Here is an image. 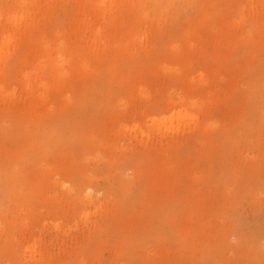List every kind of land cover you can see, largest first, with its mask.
I'll list each match as a JSON object with an SVG mask.
<instances>
[{"label": "rangeland", "instance_id": "1", "mask_svg": "<svg viewBox=\"0 0 264 264\" xmlns=\"http://www.w3.org/2000/svg\"><path fill=\"white\" fill-rule=\"evenodd\" d=\"M17 1L0 264H264V0Z\"/></svg>", "mask_w": 264, "mask_h": 264}, {"label": "bare ground", "instance_id": "2", "mask_svg": "<svg viewBox=\"0 0 264 264\" xmlns=\"http://www.w3.org/2000/svg\"><path fill=\"white\" fill-rule=\"evenodd\" d=\"M19 1H20V0H18L17 3H18ZM23 1H24V0H23ZM27 1H28V0H26L25 2L27 3ZM31 1H33V0H30L29 2H31ZM34 1H35V0H34ZM38 1H39V0H38ZM38 1H37V2L35 1V2H36V5H39V6H40V4H38L40 1H39V2H38ZM44 1H45V0H44ZM76 1H78V0H76ZM114 1H115V0H96V4H95V2H94V4L97 5V9H98L97 11H103L102 13L104 14L105 11L108 10L107 7H109V6L111 5V3H112V4H113V3L115 4ZM125 1H126V0H125ZM131 1H133V0H131ZM25 2H23V3H25ZM35 2H32V4L35 3ZM50 2H51V0L48 2V4H49ZM78 2H79V1H78ZM81 2H82V1H81ZM118 2L120 3L121 1H118ZM123 2H124V1H123ZM129 2H130V1H129ZM133 2H134V1H133ZM195 2H196V1H195ZM20 3L22 4V2H20ZM26 3H25V4H26ZM42 3H43V2H42ZM42 3H41V4H42ZM45 3H47V2H45ZM45 3H44V4H45ZM121 3H122V2H121ZM124 3H125V2H124ZM25 4H24V5H25ZM30 4H31V3H30ZM32 4H31V5H32ZM44 4H42V5H44ZM15 5H16L15 7L17 8V7H18V6H17L18 4H15ZM24 5H23V6H24ZM26 5H27V4H26ZM26 5H25V6H26ZM31 5H29V7H30ZM42 5H41V6H42ZM46 5H47V4H45V6H46ZM116 5L118 6V4H116ZM33 6H34V4H33ZM33 6H32V7H33ZM39 6H38V7H39ZM45 6H44V7H45ZM114 6H115V5H114ZM122 6H123V4H122ZM21 7H22V5H21ZM42 7H43V6H42ZM42 7H40V10H41ZM44 7H43V8H44ZM112 7H113V6H112ZM25 8H26V7H25ZM33 8H35V6H34ZM33 8H32V9H33ZM110 8H111V6H110ZM118 8H119V6H118ZM14 9H15V8H14ZM29 9H30V8H29ZM29 9L27 8V11H26V12H28ZM115 9H116V6H115V8L113 9V11H112V10H111V11L114 12ZM18 10H19V9H18ZM33 10H35V9H33ZM38 10H39V8H38ZM45 10H46V8H45ZM109 10H110V9H109ZM117 10H119V9H117ZM14 11L17 13L16 10H14ZM20 11H21V10H20ZM111 11H109V12H111ZM10 12H11V11H10ZM10 12H8V13L6 12V13L9 14ZM12 12H13V11H12ZM15 12H14V13H15ZM21 12H22V11H21ZM21 12H20V13H21ZM26 12H25V14H26ZM29 12H30V10H29ZM36 12H37V14H39L38 11H36ZM41 12H42V11H41ZM41 12H40V13H41ZM94 12L96 13L95 10H94ZM112 12H111V13H112ZM14 13H12V14H14ZM16 13H15V14H16ZM20 13H18V14H20ZM31 13H32V11H31ZM31 13H29V14H30V16H31V18H32ZM97 13H100V12H97ZM111 13H110V14H111ZM116 13H117V12H116ZM116 13H115V14H116ZM7 14H6V15H7ZM12 14L6 16L7 18H8L9 16H11V18L9 19V21H12V20H13L11 25H13V23H14V25H16L15 23H17V22H21V19H20L21 16L19 17V15L16 16V15H12ZM23 14H24V12L22 13V16H23L22 18H26V17H27V16H26L27 14H26V15H23ZM34 14H35V13L33 12V16H34ZM107 14H108V12H107ZM107 14H106L105 17H109V18H110V16H107ZM112 14H114V13H112ZM115 14H114V15H115ZM119 14H120V11L117 13V16H119ZM1 15H2V14H1ZM25 16H26V17H25ZM36 16H37V15H35V17H36ZM97 16H98V15H97ZM0 17H1V16H0ZM37 17H38V16H37ZM111 17H112V16H111ZM101 18H102V14H101ZM103 18H104V17H103ZM112 18H113V17H112ZM112 18H111V19H112ZM202 18H204V17H202ZM11 19H12V20H11ZM113 19H114V18H113ZM22 20H23V19H22ZM106 20H107V18H106ZM106 20H105V21H106ZM5 21H6V20H5ZM27 21H28V20H27ZM29 21H30V20H29ZM105 21H104V26H103V24L101 23V21L99 22V23H101V24H99V25H102L103 27H106V26H105ZM115 22H116V21H115ZM115 22H114V24H115ZM6 23H7V22H6ZM9 23H10V22H9ZM23 23H24V22H23ZM86 23H88V25H90L92 22H86ZM89 23H90V24H89ZM19 24H20V25H25V26H26V24H28V23H26V24H21V23H19ZM29 24H30V22H29ZM110 24L113 25V22H112V23L110 22ZM110 24L108 23V25H110ZM5 25H6V24H5ZM112 25H111V26H112ZM7 26H9V25H7ZM10 27H11V26H10ZM10 27H8V28H10ZM16 27H17V26H16ZM18 27H20V26L18 25ZM26 27H27V26H26ZM96 27H100V26H98V23H97ZM13 28H14V27H13ZM2 29H3V28H2ZM2 29H1V30H2ZM16 29H17V28H16ZM20 29H21V28H20ZM94 29H95V28H94ZM94 29H93V31H94ZM102 29H103V28H102ZM5 30H6V29L4 28V31H5ZM10 30H11V29H10ZM10 30H9V31H10ZM24 30H25V27H24ZM96 30H97V31H96ZM96 30H95V31H96L95 34H97V33L100 34V28H99V29L97 28ZM7 31H8V30H7ZM19 31H20V30H19ZM22 31H23V30H22ZM95 31H94V32H95ZM0 32H2V31H0ZM11 32H12V31H10V33H9L8 35L5 36L4 43H2V44L0 45V60H1V57H3L2 55L6 54L5 52H7V51H5V49L8 48V46L10 45V42L12 43V40H15L14 37H13V35H11V34H13V32H12V33H11ZM102 32H103V30H102ZM102 32H101V34L104 35L105 33H102ZM104 32H105V31H104ZM22 33H23V32H22ZM17 34H18V33H17ZM17 34H16V35H17ZM19 34H20V32H19ZM19 34H18V35H19ZM95 34H94V38L96 37ZM101 34L99 35V37L101 36ZM111 34H112V33H111ZM111 34H110V36H111ZM103 35H102V36H103ZM97 36H98V35H97ZM17 37H18V36H16L15 38H17ZM19 37H20V36H19ZM99 37H97V38H99ZM103 37H104V36H103ZM101 38H102V37H101ZM17 39H19V38H17ZM17 39H16V40H17ZM105 39H106V38H105ZM111 39H112L111 41H113V38H111ZM20 40H21V39H20ZM20 40H19V41H20ZM98 40H99V39H97L96 41H98ZM101 40H102V39H101ZM114 40H115V39H114ZM2 42H3V41H2ZM100 42H101V41H99V43H100ZM103 42H105V41L103 40ZM113 42H114V41H113ZM113 42H112V43H113ZM99 43H98V44H99ZM13 44H14V43H13ZM13 44H12V45H13ZM104 44H105V43H104ZM107 45H108V44H107ZM107 45H106V46H107ZM113 45H114V44H113ZM118 45H119V44H118ZM103 46H104V45H103ZM108 47H109V46H108ZM115 47H116V46H115ZM10 48H11V47H10ZM117 48H119V47H117ZM122 48H123V47H122ZM122 48L120 47L121 51H122ZM126 48H127V47H126ZM103 49H104V48H103ZM107 49H108V48H106V50H107ZM124 49H125V48H124ZM124 49H123V50H124ZM127 49H128V48H127ZM8 50H9V49H8ZM108 50H109V49H108ZM89 51H90V50H88V52H89ZM96 51H97V50H96ZM90 53L93 54L92 52H90ZM4 56H5V55H4ZM87 58H89V56H88ZM96 59H97V58H96ZM99 61H100V60H99ZM3 62H4V61H3ZM1 64H2V63H1ZM3 64H4V63H3ZM113 65H114V64H113ZM111 66H112V65H111ZM1 68H3V65H2ZM1 70H2V69H1ZM1 70H0V71H1ZM108 72H110V71H108ZM2 73H3V71H2ZM54 73H55V72H54ZM57 73H59V77H60V74L63 75L62 72H61V73H60V72H57ZM57 73H56V74H57ZM3 74H4V73H3ZM88 74H89V73H88ZM110 74H111V72H110ZM110 74H109V75H110ZM5 75H6V74H5ZM7 75H8V74H7ZM7 75H6V76H7ZM3 77H4V76H3ZM6 78H7V77H6ZM26 78H27V77H26ZM34 78H35V77H34ZM38 78H39V77H38ZM40 78H42V77H40ZM53 78H54V76H53ZM55 78H56V76H55ZM62 78H63V77H62ZM62 78H61V79H62ZM2 79H3V78H2ZM2 79H1V80H2ZM27 79H29V78H27ZM30 79H31V78H30ZM30 79H29V80H30ZM57 79H59V78H57ZM57 79H56V80H57ZM61 79H60V80H61ZM110 79H111V78H110ZM21 80H22V79H21ZM23 80H25V79H23ZM32 80H33V79H32ZM39 80H40V79H38V81H39ZM42 80H43V79H42ZM42 80H40L41 83L43 82V84H45V83H44V80H43V81H42ZM63 80H64V79H62V81H63ZM35 81H36V79L34 80V83H35ZM48 81H50V80H48ZM48 81H46V82L49 84L50 82H48ZM52 81H53V79H52ZM24 82H25V81H24ZM26 82H28V84H29V82L31 83V80H30V81L26 80ZM59 82H60V81H59ZM3 83H4V82H2V83H0V84L2 85ZM38 83H39V82H38ZM38 83H37V84H38ZM41 83H40V85H41ZM25 84H26V83H25ZM28 84H27V85H28ZM60 84H62V83L60 82ZM4 86H5V85L3 84L2 87H0V91H1V89H2ZM29 86H30V85H29ZM43 86H44V85H43ZM45 86H47V85H45ZM60 86H61V85H60ZM5 87H6V86H5ZM27 87H28V86H27ZM30 87H31V86H30ZM30 87H29V89H30ZM32 87H33V85H32ZM61 87H62V86H61ZM24 88H25V86H24ZM52 88H53V86H52ZM55 88H56V87H55ZM57 88H58V87H57ZM6 89H7V88H6ZM6 89H5V90H6ZM32 89H33V88H32ZM32 89H31V90H32ZM36 89H37V88H36ZM46 89H47V87H46ZM49 89H50V88H49ZM59 89L61 90V88H59ZM5 90H4V93L6 92L5 94L7 95V91H5ZM9 90H10V89H9ZM11 90H13V89H11ZM29 91H30V90H29ZM35 91H37V90H35ZM13 92H14V90H13ZM13 92H11V93H13ZM15 92H16V91H15ZM15 92H14V94H15ZM27 92H28V91H27ZM28 93L30 94V92H28ZM38 93H39V91H38ZM1 94H2V93H1ZM1 94H0V95H1ZM29 94H28V95H29ZM34 94H35V93H34ZM40 94H41V92H40ZM42 94H43V93H42ZM42 94H41V95H42ZM15 95H16V94H15ZM36 95H38V94H36ZM7 96H8V95H7ZM7 96H4V97H7ZM19 96H20V95H19ZM30 96H31V95H30ZM32 96H33V94H32ZM32 96H31V99H32ZM42 96H43V95H42ZM2 97H3V96H2ZM33 97H34V96H33ZM36 98H37V97H36ZM41 98H42V97H41ZM179 98H184V97H179ZM3 99H4V100H3ZM3 99L1 98V100L5 101V100L9 99V96L7 97V99H5V98H3ZM10 99H11V97H10ZM19 99H20V98H19ZM179 100H181V99H179ZM182 100H184V99H182ZM17 101H18V99H17ZM17 101H16V103H17ZM193 101H194V100H193ZM9 102H11V101H9ZM20 102H21V101H20ZM171 102H172V100H171ZM16 103H15V104H16ZM169 103H170V101H169ZM174 103H175V101H174ZM179 103H181V102H179ZM179 103H178V104H179ZM191 103H193V102L191 101L190 104H191ZM7 104H8V103H7ZM30 104H31V103H30ZM30 104H29V105H30ZM39 104H40V102H39ZM170 104H171V103H170ZM178 104H177V105H178ZM183 104H184V103H183ZM196 104H197V103H196ZM168 105H169V104H168ZM175 105H176V104H175ZM186 105H188L187 102H186ZM186 105H184V106H186ZM9 106H10V105H9ZM17 106H18V105H17ZM35 106H36V105H35ZM170 106H171V105H170ZM170 106H169V107H170ZM178 106H181V104H179ZM15 107H16V106H15ZM186 107H187V106H186ZM18 108H19V106H18ZM34 108H35V107H34ZM34 108H33V109H34ZM183 108H184V107H183ZM183 108H181L180 110L177 109V110H178L177 112H171L172 114L169 115V116H167V117L165 116L164 119L161 117V118L163 119V121H161V119H160V121L163 122L162 124H164V123L166 124L167 122H169V125H170V126H173V125H174V122H178V123H179V122H181L182 120H184L185 118H186V119H194V118L197 117V116H194L195 114H193V115H192L191 113L188 114L187 111H186L187 109H183ZM6 109H7V108H6ZM11 109H13V107H12ZM11 109H10V110H11ZM16 109H17V108H16ZM34 110H35V109H34ZM203 110H204V108H203ZM8 111H9V110H8ZM16 111H17V110H16ZM16 111H15V112H16ZM35 111H36V110H35ZM46 111H47V110H46ZM173 111H175V110H173ZM21 112H22V111H21ZM19 113H20V111H19ZM30 113H31V112H30ZM30 113H29V114H30ZM32 113H33V112H32ZM36 113H38V111H37ZM36 113H35V114H36ZM50 113H51V112H50ZM14 114H15V113H14ZM14 114H13V115H14ZM16 114H17V113H16ZM42 114H43V116L45 115L43 112H42ZM190 114H191L192 116H194V117H192ZM17 115H18V114H17ZM21 115H22V113H21ZM24 115H25V114H24ZM47 115H49V114H47ZM189 115L191 116V118L189 117ZM14 116H15V115H14ZM49 116H50V115H49ZM187 117H188V118H187ZM19 118H20V117H19ZM34 118H35V116H34ZM30 119H31V118H30ZM181 119H182V120H181ZM41 120H42V119H41ZM153 120H154V119H153ZM153 120H152V121H153ZM158 120H159V119H158ZM28 121H29V120H28ZM39 121H40V120H39ZM160 121H159V123H161ZM31 123H32V122H31ZM39 123H40V122H39ZM34 124H35V123H34ZM36 124H37V122H36ZM38 125H39V124H38ZM28 126H29V125H28ZM126 126H127V125H126ZM131 126H134V127H135V125H131ZM41 127H43V126H41ZM136 127H137V128H133L135 131L138 129V125H137ZM48 128H49V127H48ZM43 129H45V127H44ZM127 129H130V127H127ZM131 130H132V127H131ZM49 131H50V130H49ZM52 131H53V130H52ZM52 131H51V132H52ZM132 131H133V130H132ZM25 132H26V131H25ZM25 132H24V133H25ZM43 134H44V133H43ZM45 134H46V133H45ZM24 135H25V134H24ZM47 135H48V134H47ZM24 142H25V139H24ZM173 142H174V141H173ZM30 144H31V143H30ZM160 144H162V142H161ZM168 144H169V143H168ZM174 144H175V142H174ZM164 147H167V146H164ZM169 147H171V146H169ZM30 148H31V147H30ZM167 148H168V147H167ZM167 148H165V149L167 150ZM162 149H164V148L162 147ZM167 151H168V150H167ZM168 153H169V151L167 152V155H168ZM163 155H164V154H163ZM165 156H166V154H165L163 157H165ZM168 156H169V155H168ZM148 158L150 159V157H148ZM165 158H166V157H165ZM160 159H161V158H160ZM163 159H164V158H163ZM164 160H165V162H166V159H164ZM160 161H162V160H160ZM157 162H158V161H157ZM159 165H160V163H159ZM161 165H162V164H161ZM167 165H168V164H167ZM170 165H171V164H169L168 167H169ZM155 166H157V165H154V167H155ZM139 167H140V166H139ZM170 167H171V166H170ZM161 168H162V166H161ZM154 170H155V168H154ZM151 171H153V170H150V172H151ZM162 171H163V169H162ZM169 171H170V170H168V173H169ZM172 171H173V170H172ZM10 172H11V171H10ZM158 172H159V171H158ZM170 172H171V171H170ZM174 172L176 173V171H174ZM155 173H156V172H155ZM7 174H8V173H7ZM171 174H172V172H171ZM171 174H168V175H171ZM155 175H156V174H155ZM163 175H164V174H163ZM152 176H153V175H152ZM156 176H158V174H157ZM159 176H160V175H159ZM1 178H2V177H1ZM155 178H156V177H155ZM165 178H168V177H165ZM152 179H153V178H152ZM157 179H158V178H157ZM175 181H176V179H175ZM154 182H155V181H154ZM164 182H165V181H164ZM168 182H169V180H168ZM65 183H66V182H65ZM173 183H174V180H173ZM166 184H167V183H166ZM166 184H164L165 187L167 186ZM62 185H63V184H62ZM87 185H89V184H87ZM161 186H162V185H161ZM163 187H164V186H163ZM88 188H89V187H88ZM90 188H91V187H90ZM166 188H167V187H166ZM170 188H171V187H170ZM86 193H87V192H86ZM86 193H85V195H88V194H86ZM90 196H91V195H90ZM83 214H84V213H83ZM85 215H86V213H85ZM85 215H84V216H85ZM87 218H88V217L86 216V219H87Z\"/></svg>", "mask_w": 264, "mask_h": 264}]
</instances>
